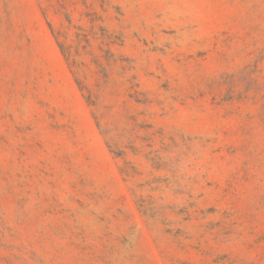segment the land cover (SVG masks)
Here are the masks:
<instances>
[{"label":"rangeland","instance_id":"obj_1","mask_svg":"<svg viewBox=\"0 0 264 264\" xmlns=\"http://www.w3.org/2000/svg\"><path fill=\"white\" fill-rule=\"evenodd\" d=\"M0 264H264V0H0Z\"/></svg>","mask_w":264,"mask_h":264}]
</instances>
